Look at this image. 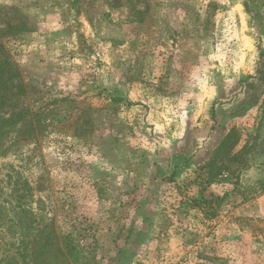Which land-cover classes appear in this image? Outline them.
Segmentation results:
<instances>
[{"label":"rangeland","instance_id":"374dc122","mask_svg":"<svg viewBox=\"0 0 264 264\" xmlns=\"http://www.w3.org/2000/svg\"><path fill=\"white\" fill-rule=\"evenodd\" d=\"M5 56L0 264H264V0H0Z\"/></svg>","mask_w":264,"mask_h":264},{"label":"trees","instance_id":"16d2710c","mask_svg":"<svg viewBox=\"0 0 264 264\" xmlns=\"http://www.w3.org/2000/svg\"><path fill=\"white\" fill-rule=\"evenodd\" d=\"M17 70L12 66L11 61L9 60V58L7 56L5 57H0V111L4 110L7 101H8V95H7V91L5 89H7V87L9 88V81L17 76ZM9 122V120H6ZM14 119L10 120V124L12 125L14 123ZM8 132V131H5ZM5 132L0 133V139L6 134ZM231 132L227 133L223 139L221 140V142L218 144L217 148L214 150L212 156L210 157V159L203 165L201 166L202 169H204L206 178L204 179L205 181H208L210 179H213L215 177H217L222 170H224L226 168L225 165H223V157H224V153L227 150V143L231 137ZM0 144H1V140H0ZM232 157H229V159H231ZM220 161V164H219ZM3 203L6 204L7 207H9V201H0V223L5 225L6 227H10L12 222H13V216H10L8 213L12 212L11 208H5V206H3ZM25 213L27 211H24ZM29 213V212H28ZM17 224H20L22 226V219L21 217H17L16 220ZM27 230L32 226V221L29 220L27 223ZM27 230L23 233L22 229L19 233V235H21V240L24 239V235L29 236V233H27ZM33 239L31 238V240H27V241H22V242H28V244H32ZM65 250H67V252L73 253L74 250V245L72 244V239L69 237L67 239V241H65V245L63 246ZM58 250H60V252H63L64 250L60 249L59 247L57 248ZM66 252V251H65Z\"/></svg>","mask_w":264,"mask_h":264}]
</instances>
